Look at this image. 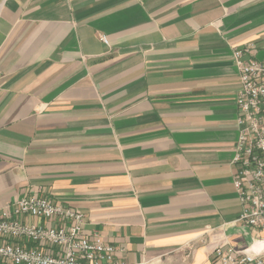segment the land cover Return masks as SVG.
<instances>
[{"label": "crops", "instance_id": "1", "mask_svg": "<svg viewBox=\"0 0 264 264\" xmlns=\"http://www.w3.org/2000/svg\"><path fill=\"white\" fill-rule=\"evenodd\" d=\"M251 44L264 58V0H0V214L78 209L128 263L264 253L232 164Z\"/></svg>", "mask_w": 264, "mask_h": 264}, {"label": "built area", "instance_id": "2", "mask_svg": "<svg viewBox=\"0 0 264 264\" xmlns=\"http://www.w3.org/2000/svg\"><path fill=\"white\" fill-rule=\"evenodd\" d=\"M102 41L108 43L105 35ZM255 46L234 50L241 89L236 96L239 137L232 160L242 210L236 222L264 228V58ZM29 218L40 222H30ZM85 214L33 195L0 214V264H144L118 259L117 248L84 232ZM222 264H264V253L218 246Z\"/></svg>", "mask_w": 264, "mask_h": 264}]
</instances>
